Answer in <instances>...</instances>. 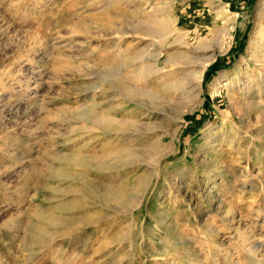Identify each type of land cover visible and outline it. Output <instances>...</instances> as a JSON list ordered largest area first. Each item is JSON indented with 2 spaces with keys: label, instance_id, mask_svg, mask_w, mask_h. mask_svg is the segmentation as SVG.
Segmentation results:
<instances>
[{
  "label": "rangeland",
  "instance_id": "1",
  "mask_svg": "<svg viewBox=\"0 0 264 264\" xmlns=\"http://www.w3.org/2000/svg\"><path fill=\"white\" fill-rule=\"evenodd\" d=\"M263 2L0 0V264H264ZM154 15L166 44L120 55L101 36ZM132 50L162 71L133 77ZM209 57L198 92L170 88Z\"/></svg>",
  "mask_w": 264,
  "mask_h": 264
},
{
  "label": "bare ground",
  "instance_id": "2",
  "mask_svg": "<svg viewBox=\"0 0 264 264\" xmlns=\"http://www.w3.org/2000/svg\"><path fill=\"white\" fill-rule=\"evenodd\" d=\"M142 1H144L146 3V6L150 7V12L154 9V5H155L154 4V0H142ZM169 2L163 4V7L160 9V10H163L164 13H165L166 10H168L170 8ZM156 7L158 8V6H156ZM157 8L155 10H157ZM153 12H154V10H153ZM155 12L157 13V11H155ZM258 14H259V18H260V20L257 23L258 29H257V31H255V35L252 37V40H251L250 45H254V44L256 45V44H258V45L261 46V45H264V2L260 5L259 13ZM161 15H163V14H161ZM150 16H149L148 19H145V20L143 19V20H136L135 22L134 21L133 22H127V25H125V26L123 24L124 22H121V23L119 22L120 25L119 24H117V25L116 24H113V26L111 27L112 28L111 29L112 32L110 34H105V35L104 34H101V36L112 35V37L110 38V44H112V46L117 50V53L120 54V55H122L125 52V49H123V44L124 43L129 48L132 47V46H136V45L137 46H140L142 43H144L147 46H151V47H155L158 44H166L167 43V40H168V37H169V35L172 32V30L166 29L168 27H166L165 22H168V21H165L164 18H160V19L159 18H155V15H154V18H152ZM169 21H171V19ZM127 38H131V39L130 40H126ZM107 40H108V38H107ZM260 48H256L255 49L256 52H257V55H258L259 52H261V49ZM255 55H256V53H255ZM210 59L211 58L209 57V58H206L203 62H202V59L199 60V61H197L196 64H195V66L193 67V69L188 73V75L186 73L187 78H185V79L183 78L182 80L180 79V81H177L176 80V82L173 81L171 83V85H170V88L172 90H174L175 92L176 91H179L180 92V93L178 92L179 94H182L183 96H185V99L184 100H186V97L188 98V96H192V93L193 92H198L200 90V88H201V82H202L201 73H202L204 67L207 65V63L209 62ZM120 60H121V63H123V64L127 63L126 64V67H128V68L129 67H132L131 68V73H132L133 77L134 76L136 77V76H138L140 74H145V76L147 74H151V73H157V74H159L160 70L162 69V68L160 69L158 67L157 68H154L152 64H150L149 62L146 61V57L143 56V55H141V52L139 50H136V51L135 50L134 51L132 50V53L130 52V56L129 57L128 56L126 58H123L122 57V59H120ZM150 60H152V59H150ZM174 65H176V64H174ZM179 66H180V64H179ZM181 67L182 66H180L179 68H181ZM224 75H225V73H223L221 76H224ZM107 77L109 78V80L107 81L108 84H110L111 86L114 85L115 87L117 86V87L123 89V90H121V89H119V90H121V92H123L124 94H125V92H127V90H129V89L132 88L131 85H130L131 84V81H132V78H130V77L126 76V75H121L117 71H114V73L110 74ZM222 85H225V86L228 85V81L227 80H225V81L223 80V82L220 84L219 78H215L212 81L211 85H210V89L212 91H215V90H217V88L219 86H222ZM166 89H168V88H166ZM212 91H211V93H212ZM252 106H254L256 108L260 107L259 101L258 100H255L252 103L248 104V107H252ZM95 118H96L97 125L99 124L98 126H101V127L105 128L107 130H110L111 132L112 131L113 132L114 131H117V133H118V132L123 131V130H125L123 132H128L130 130L126 134H123L122 133V134H118L117 135V136L121 135V136H119V138L121 139V141H126L128 144H134L135 143V142H133L134 139H137L138 138L136 136L135 129H132V130H131V128L126 129L127 126H130V123L127 122V121H123V122H121L122 120L115 121L113 118H111V117H105V116L104 117L103 116L102 117L101 116H96ZM76 160L78 162H80V161L81 162H85L87 159L85 157H83V156L82 157L80 156ZM86 162H85V164H86ZM129 162H133V161H129ZM79 191L81 192V190H79ZM141 198H142L141 195L139 197H137V201L136 202L138 204L141 202V200H142ZM136 205L137 204H134V206L127 207V211L128 212H131L136 207ZM99 216H100V214H99ZM96 221L97 220H94L93 222H96ZM204 226L206 227V230H207V231H205V237L207 238V240L209 242H211V239H212L211 230H214V229L211 227V223L208 221V219L205 220ZM240 232H241L240 235H242V236L245 235L244 232H242V231H240ZM172 234L175 237V239H177V240H175L173 242L185 243L187 241L186 239H180V240H178V238H181L182 237L181 234H180V232H177V231L173 230L172 231ZM148 236L150 238H160L162 240H165V239H163V237L161 235L155 234L152 231V229H150V228L148 229ZM166 241L168 242V240H165L164 242H166ZM191 245H193V241H192ZM170 248L171 247H169V249ZM165 254H167V253H165Z\"/></svg>",
  "mask_w": 264,
  "mask_h": 264
}]
</instances>
